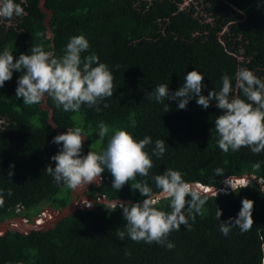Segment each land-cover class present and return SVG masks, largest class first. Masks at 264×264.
<instances>
[{
    "label": "trees",
    "instance_id": "16d2710c",
    "mask_svg": "<svg viewBox=\"0 0 264 264\" xmlns=\"http://www.w3.org/2000/svg\"><path fill=\"white\" fill-rule=\"evenodd\" d=\"M14 2L25 15L0 18V53L7 48L15 60L39 44L59 58L73 36L83 35L90 47L82 58L97 55L113 74L116 90L98 105L99 112L87 105L79 113L65 112L51 97L42 105L29 106L16 97L22 73L13 72L0 88V189L5 201L0 222L15 218L31 222L47 207L59 210L73 202V190L44 173L46 166L55 167L50 158L62 147L51 142L59 135L57 129L62 133L83 129L87 137L82 156L106 144L107 137L102 141L98 136L101 122L109 127V136L119 129L137 141L151 137L153 143L145 150L154 167L149 177L137 176L117 192L105 169L102 179L86 190L93 203L90 210L76 209L44 231H5L0 237V264H264V186L252 179L264 178V152L253 154L247 147L220 150L214 121L222 111L214 102L203 109L193 98L179 109L176 101L166 99L170 108L164 112L163 103L147 98L160 84L174 92L188 72L197 70L204 76L202 95L219 91L227 74L233 88L229 98L246 99L235 87V73L246 68L264 81V0H188L184 8L186 0ZM157 139L167 145L160 158L151 155ZM257 162L261 167L254 171ZM169 168L181 172L186 182L208 188H222L228 177L247 176L251 183L236 193L218 192L216 198L209 193L205 214L189 219L191 230L181 226L169 234L172 250L133 242L127 235L121 241L116 233L124 230L122 209L111 211L108 205L115 200L126 205L142 201L131 184L147 180L155 192L151 177ZM217 168L224 176L215 175ZM245 198L254 202L251 230L241 233L233 226L224 236L220 221L236 218ZM168 203L162 200L159 209L169 211ZM216 207L222 212L220 221ZM126 251L131 255L126 257Z\"/></svg>",
    "mask_w": 264,
    "mask_h": 264
},
{
    "label": "clouds",
    "instance_id": "9594fccd",
    "mask_svg": "<svg viewBox=\"0 0 264 264\" xmlns=\"http://www.w3.org/2000/svg\"><path fill=\"white\" fill-rule=\"evenodd\" d=\"M23 15L24 8L14 0H0V18L10 20L14 16ZM89 47L88 40L83 35H77L69 40L64 55L59 58L52 51H45L43 45L37 44L31 47V54L22 53L14 60L12 51L6 48L0 53V88L12 79L14 71L21 72L15 93L17 99H23L24 105H42L51 97L56 106L62 107L65 112L79 113L82 105L95 107L99 112L101 109L98 105L113 97L116 89L113 74L105 63L99 61L97 55L82 58L81 54ZM203 80V74L193 70L184 76L182 86L174 92L169 90L168 84H160L147 94V98L163 103L164 112L170 108L165 104L166 99L176 101L179 109H185L193 98L203 109L214 102L215 107L222 111L214 121L219 149L228 153L230 150L238 151L241 147H247L253 154L264 152V81L251 70L238 69L235 73V87L246 99H241L239 95L230 99L229 94L233 88L227 74L222 76V88L219 91H209L207 96L201 94L205 87ZM103 107L107 108L109 105L103 103ZM98 127L99 138L103 141L107 137L106 147L99 153L89 151L85 156L81 155V149L83 138L87 136L81 127L68 128L65 133L54 136L51 142L62 147L50 158L55 161V167L46 166L44 173L51 175L57 184L73 191L98 183L105 169L113 177L112 188L116 192L129 181H135L137 176L149 177L154 164L145 149L153 143L151 137L145 136L137 141L129 132L119 129L112 130L113 134L109 136L110 129L106 124L101 122ZM166 147L165 140L157 139L151 155L162 157ZM9 167L14 165L10 164ZM260 167V162L253 165L254 171H258ZM214 171L215 175L224 176L222 169ZM12 175L13 172L9 171L10 179ZM151 179L157 191L154 192L149 187L147 180L137 181L131 187L144 197L142 201L126 205L115 200L108 208L111 211L122 209L124 230L116 233L121 241L127 235L133 242L156 243L172 250L174 244L168 241L169 234L179 231L181 226L191 230L189 219L195 220V215H204L209 193L216 198L218 192L217 189L186 182L181 172L171 168ZM252 179L264 186V178ZM250 183L249 178L228 177L225 181L233 193L250 186ZM7 195H12L10 189ZM82 196L83 194L76 196L81 200L79 209L90 210L93 207L92 200L89 198L84 203L85 198ZM162 200L169 202V211L159 209L158 205ZM4 203V190L0 189V207ZM241 204L236 218L230 217L227 221H220L222 212L216 207V218L220 221V232L224 236L229 235L233 226L238 227L241 233L251 230L254 202L245 198L241 200ZM130 255V252H125L126 257Z\"/></svg>",
    "mask_w": 264,
    "mask_h": 264
},
{
    "label": "water",
    "instance_id": "95a60500",
    "mask_svg": "<svg viewBox=\"0 0 264 264\" xmlns=\"http://www.w3.org/2000/svg\"><path fill=\"white\" fill-rule=\"evenodd\" d=\"M42 5H43V2L41 3V6ZM44 108H47V107L44 105ZM51 115H52V113H50V115H49V122L51 124H53L52 123V120H51ZM57 131H58V134H62V132L59 129H57ZM83 141H84L83 143H85L86 138H83ZM241 178H247L248 179L247 176H243ZM234 179H239V178H234ZM224 185H225V182L223 183L222 188L217 189V192H219L221 194L228 193L229 190H227V191H220L221 189L224 190V188H225ZM211 189H216V188H211ZM77 194H78L77 191H74L73 192V195H74L73 202L69 206H67L66 208L59 209V210L52 209V208H49V207L45 208V209L52 210L54 213H56V217L52 218L51 221H49V222H47L45 224H42L41 226H37L35 224L38 217L33 218L31 220V222L28 219H23V218L22 219H20V218L18 219V218H15V219H7L4 222H0V229H2L3 233L5 231H19V232H22L21 229H24L25 230V232H22V233H28V232L33 231V230L44 231L46 229H49L54 224H56L60 219L66 217L67 215L72 214L76 209H79L80 208L79 203L81 202V200H80V198L76 199L77 198L76 197ZM80 195H82V194H80ZM42 215H43V212H41V214L39 215V217L41 218ZM22 221H24L25 224L22 223ZM13 223L16 224V225H18L19 227L12 228V224Z\"/></svg>",
    "mask_w": 264,
    "mask_h": 264
},
{
    "label": "rangeland",
    "instance_id": "374dc122",
    "mask_svg": "<svg viewBox=\"0 0 264 264\" xmlns=\"http://www.w3.org/2000/svg\"><path fill=\"white\" fill-rule=\"evenodd\" d=\"M188 4V0H186V2H184V4L181 6V8H184V6H186ZM107 143V142H106ZM106 147V144H99V145H97V153H99L100 151H102L104 148ZM95 151V150H94ZM90 184H88V185H86L85 186V188L84 189H81L83 192H78V195H80L81 193H83L84 194V196L86 197V198H88L89 199V197L88 196H86L87 195V188H88V186H89ZM225 186V188H224V190L225 191H227L228 189H229V187L225 184L224 185ZM75 191V190H74ZM73 191V192H74ZM86 194V195H85ZM73 198H74V195H73ZM80 198V197H79ZM80 206V205H79ZM84 207V206H83ZM44 211V210H43ZM42 211V212H43ZM54 215V213L51 211V210H45L44 211V213H43V215H42V217L40 218L39 216H38V218H40V220L39 221H36V225H37V223H39V222H41L43 219H45V220H50L49 218H51L52 216ZM51 216V217H50ZM47 218V219H46ZM20 219H22V218H20ZM23 230V229H22ZM25 231V230H24Z\"/></svg>",
    "mask_w": 264,
    "mask_h": 264
},
{
    "label": "bare ground",
    "instance_id": "6f19581e",
    "mask_svg": "<svg viewBox=\"0 0 264 264\" xmlns=\"http://www.w3.org/2000/svg\"><path fill=\"white\" fill-rule=\"evenodd\" d=\"M239 179H241V178H239ZM78 192H83L81 189H77V193ZM81 194H83V193H81ZM83 198H85V199H83V202L85 203V201H88L87 199L88 198H86L85 196H84V194H83V196H82ZM76 199H78V197L76 198ZM80 201V200H79ZM45 210H47V209H45ZM44 210V211H45ZM49 210V209H48ZM43 211V212H44ZM52 211V210H51ZM53 212V211H52ZM54 213V212H53ZM42 217V216H41ZM54 217H56V213H54V215L51 217V218H49L50 220H45V219H43L41 222H40V224L38 225V226H41L42 224H45V223H47V222H49V221H51L52 220V218H54ZM40 220V218H37V220L36 221H39ZM47 219V218H46ZM22 223H24L25 224V222L24 221H22ZM17 227H19L18 225H16V224H12V228H17ZM24 230V229H23ZM23 230H21L22 232H25V231H23ZM3 233V231H2V229H0V235Z\"/></svg>",
    "mask_w": 264,
    "mask_h": 264
}]
</instances>
